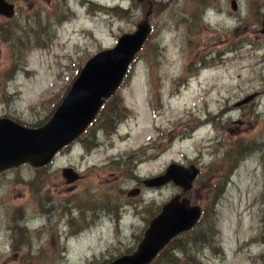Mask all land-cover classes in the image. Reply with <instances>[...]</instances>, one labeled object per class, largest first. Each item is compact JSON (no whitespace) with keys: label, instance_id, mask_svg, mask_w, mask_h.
I'll return each mask as SVG.
<instances>
[{"label":"rangeland","instance_id":"obj_1","mask_svg":"<svg viewBox=\"0 0 264 264\" xmlns=\"http://www.w3.org/2000/svg\"><path fill=\"white\" fill-rule=\"evenodd\" d=\"M6 1L0 117L27 127L89 58L146 17L150 32L92 126L48 165L0 173V264L112 261L177 194L205 214L151 264H264V0ZM171 163L199 169L191 189L145 185Z\"/></svg>","mask_w":264,"mask_h":264},{"label":"water","instance_id":"obj_2","mask_svg":"<svg viewBox=\"0 0 264 264\" xmlns=\"http://www.w3.org/2000/svg\"><path fill=\"white\" fill-rule=\"evenodd\" d=\"M231 6L236 9L235 0H231ZM14 13L12 3L0 0V14L12 17ZM149 32L146 17L137 24L134 32L121 35L113 47L89 58L45 124L26 127L10 118L0 117V173L24 164L46 166L59 150L75 141L121 84ZM261 32L264 34V19ZM198 173L199 169L193 165L186 167L171 163L164 174L143 182L148 187H158L172 181L187 191L192 188ZM62 174L68 181L77 177L72 168H64ZM137 191H129L128 194L133 195ZM200 216L199 205H190L187 197L177 194L165 202L149 221L135 251L104 264H149L174 237L190 230Z\"/></svg>","mask_w":264,"mask_h":264},{"label":"trees","instance_id":"obj_3","mask_svg":"<svg viewBox=\"0 0 264 264\" xmlns=\"http://www.w3.org/2000/svg\"><path fill=\"white\" fill-rule=\"evenodd\" d=\"M137 58V57H136ZM136 58H134V60L136 59ZM132 65H133V63H131V65H130V68H129V70H128V75H129V73L131 72V70H132ZM127 76V75H126ZM125 82V78H124V80H123V82L122 83H124ZM121 86V85H120ZM118 92L116 91L108 100H106V102L107 101H109V100H112L115 96H116V94H117ZM105 104V103H104ZM105 106H103L101 109H100V111L98 112V115L99 114H101V112H102V110H103V108H104ZM114 107H115V105H114ZM113 107V108H114ZM96 120V119H95ZM120 121V119H118L117 120V122L116 123H118ZM93 123H94V121L89 125V127L90 126H92L93 125ZM115 129V127L113 126V130ZM87 130V129H86ZM236 149H239V150H241V148H240V146L238 145V147L236 148ZM236 153H238V151L237 152H235V153H233V155L234 154H236ZM232 154V153H231ZM205 213H204V211H203V214H202V216H201V218L203 217V215H204ZM201 218L199 219V221L201 220ZM199 223V222H198ZM214 223H212V222H210V223H208V231H209V235L212 233V229H214L213 228V225ZM194 229V227L191 229V230H189V231H187V232H190V231H192ZM175 240V238L169 243V244H171L173 241ZM169 244L157 255V257L154 259V261H155V263H157V262H159V257L165 252V249L169 246ZM262 260H264V254L261 256V258H260V260L259 261H262ZM151 263H153V261L151 262ZM151 263H149V264H151ZM166 264H176L175 263V261H172L171 263H166Z\"/></svg>","mask_w":264,"mask_h":264},{"label":"bare ground","instance_id":"obj_4","mask_svg":"<svg viewBox=\"0 0 264 264\" xmlns=\"http://www.w3.org/2000/svg\"><path fill=\"white\" fill-rule=\"evenodd\" d=\"M220 40H222V39H220ZM223 41V40H222ZM228 109H230V108H228Z\"/></svg>","mask_w":264,"mask_h":264}]
</instances>
